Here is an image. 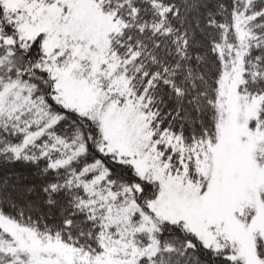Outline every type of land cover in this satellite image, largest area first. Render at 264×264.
I'll use <instances>...</instances> for the list:
<instances>
[{
	"label": "snow or ice",
	"instance_id": "1",
	"mask_svg": "<svg viewBox=\"0 0 264 264\" xmlns=\"http://www.w3.org/2000/svg\"><path fill=\"white\" fill-rule=\"evenodd\" d=\"M0 264H264V0H0Z\"/></svg>",
	"mask_w": 264,
	"mask_h": 264
}]
</instances>
